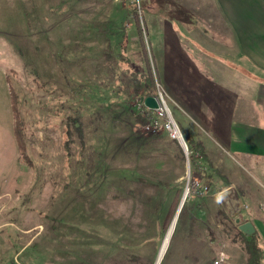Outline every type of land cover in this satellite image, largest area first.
<instances>
[{
	"label": "rangeland",
	"instance_id": "obj_1",
	"mask_svg": "<svg viewBox=\"0 0 264 264\" xmlns=\"http://www.w3.org/2000/svg\"><path fill=\"white\" fill-rule=\"evenodd\" d=\"M231 34L216 0H0V264H156L186 190L160 264H211L221 253L226 264H264V235L248 240L254 258L217 198L233 186L241 223L264 216V76L221 57ZM140 39L154 77L150 96L161 94L180 132L189 119L173 87L189 84L187 60L202 79L232 88L252 130L239 140L255 153L197 150L195 172L166 133L153 138L137 126L144 90H135L119 44L144 73ZM7 78L31 168L13 135Z\"/></svg>",
	"mask_w": 264,
	"mask_h": 264
},
{
	"label": "crops",
	"instance_id": "obj_2",
	"mask_svg": "<svg viewBox=\"0 0 264 264\" xmlns=\"http://www.w3.org/2000/svg\"><path fill=\"white\" fill-rule=\"evenodd\" d=\"M216 2L232 33L231 38H228L231 44L221 47L218 51L221 52V57H235L247 68L253 67L255 73L264 76V0ZM183 64L184 75L189 84L183 88H173L178 92L174 97L176 103L186 111L189 119L182 124V129L189 138L197 139L195 142L200 143L206 154L214 149L226 155L230 152L246 155L255 153L256 145H247L239 140L246 136L251 137L249 135L252 130L249 127L251 123L237 115L238 100L232 88L225 89L223 85L216 83L215 79L205 80L197 75V71L191 72L190 69H196L192 62L185 60ZM215 74L217 76L218 72ZM168 79L170 78L166 76L165 84H168ZM196 79L200 82L197 83ZM190 95L202 98L199 106L194 104ZM258 97H261L260 94ZM261 102L264 106V97ZM187 127L196 130V133L188 131ZM245 222L252 224L257 235H264V216H246Z\"/></svg>",
	"mask_w": 264,
	"mask_h": 264
},
{
	"label": "trees",
	"instance_id": "obj_3",
	"mask_svg": "<svg viewBox=\"0 0 264 264\" xmlns=\"http://www.w3.org/2000/svg\"><path fill=\"white\" fill-rule=\"evenodd\" d=\"M132 15H133V19L135 20V23L138 27V33H139V37L141 38V28H140V24H139V15H138V10L135 4H132ZM121 46V54L119 55V60L122 64V66L124 67L125 71L128 73L130 80L134 83L135 85V90H144V94L142 96V98H146L150 95H152V92L155 88L154 85V77L152 75V69H151V65L149 64L148 58H147V53H146V49H145V45L144 42L140 39V46H141V59L144 63L145 66V72L144 73H139L137 70H135L131 65H130V61L128 59H126V55L124 51H126V49L124 50V46H123V42H121L119 44ZM7 83H8V90H9V100H10V107H11V113H12V117H13V135L14 138L16 140L17 146H18V152H19V157L20 160L23 161V163L28 166V167H32V163L31 160H29V157L27 155V149H26V144H25V139H24V134H23V122H22V118L20 116V112L18 109V103H17V98L16 95L14 93V90L12 89L9 80L7 78ZM148 113L150 114V112L146 111L143 113H138L136 112L135 116H134V121L136 123L137 126L139 127H146L149 123L150 117L148 116ZM80 125H82V123H80ZM67 133H66V143L68 144L71 142V131H70V126L67 125ZM181 133L183 135L184 141L187 145V149L189 152V161H190V165H191V169H193L195 172L199 171V165L197 164V161L195 160L194 156L197 152V150L203 151L202 146L200 145V143L195 142L193 139L189 138V136L186 134V132L183 130H181ZM79 137H82V132H80ZM150 137H157L154 133H150L149 134ZM31 139V138H30ZM30 139H27V141L29 142ZM176 144H178L176 141H173ZM30 144V142H29ZM180 147V146H179ZM182 152V151H181ZM205 159L206 157L203 156ZM203 181L207 184H212L213 183V178L212 175L207 173V174H203L202 177ZM184 209V208H183ZM183 211V210H181ZM182 213V212H181ZM171 221V216L168 215V217L165 219V225L168 227L169 226V222ZM165 226V227H166ZM236 233L242 238L243 242L245 243V247L248 248L249 253L252 254V256L255 258L257 256V249L255 247V244L253 243L252 245H250L249 243V239H252L254 237V234L252 236H247L242 234L240 231H238L237 228H235Z\"/></svg>",
	"mask_w": 264,
	"mask_h": 264
},
{
	"label": "built area",
	"instance_id": "obj_4",
	"mask_svg": "<svg viewBox=\"0 0 264 264\" xmlns=\"http://www.w3.org/2000/svg\"><path fill=\"white\" fill-rule=\"evenodd\" d=\"M134 1L138 2V0ZM154 97L156 98V102L158 104V108L156 110L151 111L147 109L141 99L136 104V110L138 113H143L145 110L150 112V114L148 113L150 120L148 125L145 127L146 131L150 133H166L171 140L176 141L179 144L185 155L188 154L187 145L184 141L182 133L180 132L178 124L172 118L167 107L165 106L161 94L159 93V96L156 95ZM227 258L228 257L226 254L221 253L211 264H226Z\"/></svg>",
	"mask_w": 264,
	"mask_h": 264
},
{
	"label": "water",
	"instance_id": "obj_5",
	"mask_svg": "<svg viewBox=\"0 0 264 264\" xmlns=\"http://www.w3.org/2000/svg\"><path fill=\"white\" fill-rule=\"evenodd\" d=\"M141 100L143 101L145 107L151 111L156 110L158 108V104H157L156 98L154 96H148L146 98H142ZM181 150L183 151L182 148H181ZM217 198H218L220 204L222 205L225 213L229 216L230 219L234 220V224L237 226L238 231H240L244 235L254 234V228H253L252 224L249 222L241 223L240 219L238 218V216L242 212L243 206H242V202H241V199L239 197V194H238L237 190L235 189V187L229 186L225 189H222L217 194ZM183 201H184V198L182 196V198L179 202L178 208L176 210L175 216L178 215V213H180V210L183 206Z\"/></svg>",
	"mask_w": 264,
	"mask_h": 264
},
{
	"label": "bare ground",
	"instance_id": "obj_6",
	"mask_svg": "<svg viewBox=\"0 0 264 264\" xmlns=\"http://www.w3.org/2000/svg\"><path fill=\"white\" fill-rule=\"evenodd\" d=\"M186 191L188 193V190H186ZM187 193L185 192V195L183 197L184 201H185V199L187 197ZM184 201H183V204H184ZM178 217H179V213H178V215L174 216L173 222H172V224H171V226H170V228H169V230H168V232H167V234H166V236H165V238L163 240L162 246L160 247V251L158 253L156 264H160L161 263L164 255L166 253V250H167V247H168L169 242L171 240V237L173 235V232H174L175 225L177 223Z\"/></svg>",
	"mask_w": 264,
	"mask_h": 264
}]
</instances>
